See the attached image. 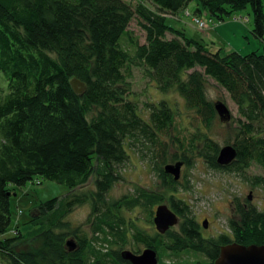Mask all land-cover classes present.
<instances>
[{"label":"trees","instance_id":"16d2710c","mask_svg":"<svg viewBox=\"0 0 264 264\" xmlns=\"http://www.w3.org/2000/svg\"><path fill=\"white\" fill-rule=\"evenodd\" d=\"M192 1L138 0L131 6L124 0H0V73L7 82L0 88V264H130L123 251L139 255L146 249L157 253L158 264H188L182 262L188 255H195L191 264H214L223 246H264V211L247 198L246 208L235 204L227 231L205 236L192 207L177 197L180 183L164 172L177 162L190 168L193 155L209 169L236 174L264 191L263 0H196L192 11L193 17L221 23L250 7L251 33L262 51L246 55L214 52L166 24V16L189 11ZM133 20L145 35L142 44L129 31ZM133 70L153 82L156 94L174 92L205 131L197 127L185 137L169 100L148 98L140 107L130 91ZM73 79L84 85L81 94L72 90ZM207 79L237 111L227 143L236 158L226 167L216 162L223 146L207 133L218 117L206 95ZM135 150L150 155L147 164L160 189L135 187L109 200ZM252 167L261 174L249 175ZM34 180L70 192L38 203V217L28 221L36 226L38 246L22 251L18 227L16 236L4 238L11 226L10 198L15 187ZM89 181L92 186L79 189ZM162 203L181 220L179 233L148 234L121 216L136 212L153 227ZM83 205L89 206L87 232L63 221ZM71 239L73 251L66 246Z\"/></svg>","mask_w":264,"mask_h":264},{"label":"rangeland","instance_id":"374dc122","mask_svg":"<svg viewBox=\"0 0 264 264\" xmlns=\"http://www.w3.org/2000/svg\"><path fill=\"white\" fill-rule=\"evenodd\" d=\"M131 6H135L138 1L124 0ZM264 3V0H263ZM149 6V5H148ZM196 7V0H193L188 5L189 11H181L175 17H165L166 24L171 27L177 35L183 32L185 36L196 42H200L212 51L221 50L222 53L235 52L234 48H248L249 52L239 53L246 55L250 52L257 51L261 53L262 45L260 41L252 35L253 28V13L250 7L244 10L236 11L230 16L226 17L223 23H231L237 25L240 30L234 29L236 37L230 35V31L220 32L212 31L220 22H211L209 18L201 19L193 17L192 11ZM151 8V7H150ZM204 21L206 26L203 27L198 22ZM129 31L133 33L142 44L144 42V33L140 30L137 21L133 20L129 26ZM212 31V32H211ZM209 35V36H207ZM180 36V35H179ZM173 36L168 35L167 38ZM130 91L134 97L138 98L140 107L148 100V98H157V100L168 101L173 107L176 117L175 123L179 129L183 131V135L188 137L192 132H195L197 127L205 131L199 124L195 114L186 109L183 101L173 93L167 95L159 93L156 94V88L151 85L153 82L149 81L140 70H133L132 76L129 79ZM206 95L214 104L221 102L224 104L230 114V120H220L219 117L214 121L208 135L219 145V147L228 146L227 143L233 140V129L235 128L237 111L227 93L217 86L212 80L207 79L206 82ZM7 82L4 80L0 73V88L6 89ZM154 85V84H153ZM152 87V88H151ZM160 96V97H159ZM167 96V98L165 97ZM155 100V101H157ZM136 152V153H135ZM173 153V152H171ZM141 156H143L141 158ZM150 155L144 151V155L136 150L130 152L129 160L120 168V176L124 182L115 184L108 194L109 200H117L124 195L131 194L135 187H142L144 189L159 190L160 185L156 175L153 172L152 165L147 164ZM193 165L188 168L182 164L181 176L179 179L180 189L177 197L186 201L192 207L195 220L200 222H208L207 229H203L205 236H217L221 232L227 231V222L235 216H229L231 203L236 204L245 202L250 191H252V205H255L261 211H264V191L258 187H253L249 183L243 181L239 176L233 173H223L214 171L208 168L200 157L193 156ZM178 163V162H177ZM180 163V162H179ZM173 165V163L169 164ZM249 175L261 174L260 168L252 167L248 170ZM92 182L89 181L84 187L79 189L89 188ZM189 186L187 191L182 187ZM70 191L67 187L58 185L53 182L36 180L27 183L23 187H15L12 191L10 198V211H11V226L9 231L5 234L4 238L16 236L18 232L22 235V241L17 244V249L22 251H29L37 248L38 243L34 241V231L36 226L33 221L28 222L29 219H36L38 217V203H43L53 198H62ZM161 205H167L162 203ZM168 206V205H167ZM89 206L83 205L75 208L63 221H67L72 229L81 227L82 230L87 232L91 227L88 221ZM138 213L131 214L122 211L121 216L125 218L127 223L129 219L133 218L135 225L141 231L148 234L156 232L155 227L145 222L143 215L138 217L134 216ZM136 217V218H135ZM137 218H139L137 220ZM17 230H14L16 228ZM170 232L179 233L180 228L178 225L172 228ZM87 236H89L87 234ZM195 255H188L182 262L191 264Z\"/></svg>","mask_w":264,"mask_h":264},{"label":"water","instance_id":"95a60500","mask_svg":"<svg viewBox=\"0 0 264 264\" xmlns=\"http://www.w3.org/2000/svg\"><path fill=\"white\" fill-rule=\"evenodd\" d=\"M70 86L76 94H81L84 91V85L76 79L70 81ZM214 108L220 120H230L229 110L224 104L221 102L216 103ZM235 158L236 151L234 148L232 146H225L220 150L216 162L220 167H226ZM181 168V163H175L174 165L165 166L164 172L173 177L175 182H178L181 176ZM10 195L8 193V196ZM248 200H251V196H248ZM178 223V217L167 205L157 207L153 219L157 233L164 235L170 228L178 225ZM203 228L207 229L206 221L203 222ZM66 246L69 248V251L76 249V243L72 239L66 242ZM121 258L130 264H158L157 253L152 249H146L139 255L133 254L130 251H123ZM214 264H264V246H242L235 243L223 246L220 248L218 258L214 261Z\"/></svg>","mask_w":264,"mask_h":264},{"label":"crops","instance_id":"0c3cea01","mask_svg":"<svg viewBox=\"0 0 264 264\" xmlns=\"http://www.w3.org/2000/svg\"><path fill=\"white\" fill-rule=\"evenodd\" d=\"M138 1V0H136ZM218 23V22H217ZM238 29L240 30V27L237 26V25H232L231 23H218L217 26L215 27L214 30L212 31H220V32H226L228 30H231L230 31V35H232L233 37H236V32L234 31V29ZM211 31V32H212ZM209 36V35H207ZM232 51H235V52H239V53H246V52H249L248 48H244V49H240V48H234Z\"/></svg>","mask_w":264,"mask_h":264},{"label":"flooded vegetation","instance_id":"af4514ba","mask_svg":"<svg viewBox=\"0 0 264 264\" xmlns=\"http://www.w3.org/2000/svg\"><path fill=\"white\" fill-rule=\"evenodd\" d=\"M248 196H251V200L249 201L248 200ZM248 196H247V201L250 203V204H252V191H250L249 192V194H248ZM239 204H241L242 206H244L245 208L247 207V202H241V203H239ZM235 213H236V208H235V204L234 203H231V207H230V212H229V216H232L233 215V217L235 216ZM178 217V216H177ZM178 221H179V223H178V226H179V224H180V219L178 218ZM208 222H209V220H208ZM208 222H207V225H208ZM201 223V222H200ZM153 226H154V224H153ZM202 226H203V223H202ZM173 228H175V227H173ZM172 228H170V230H171ZM169 230V231H170ZM211 236H213V235H211ZM214 237V236H213Z\"/></svg>","mask_w":264,"mask_h":264},{"label":"built area","instance_id":"2783aa9c","mask_svg":"<svg viewBox=\"0 0 264 264\" xmlns=\"http://www.w3.org/2000/svg\"><path fill=\"white\" fill-rule=\"evenodd\" d=\"M166 17H171V16H166ZM198 24H200L201 26H203V27H205L206 26V24H205V22L204 21H202V22H198Z\"/></svg>","mask_w":264,"mask_h":264}]
</instances>
